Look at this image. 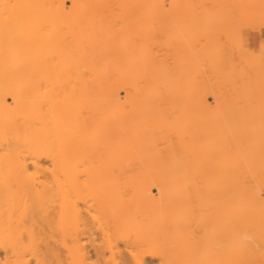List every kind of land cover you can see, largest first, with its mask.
Returning <instances> with one entry per match:
<instances>
[{"label": "bare ground", "instance_id": "6f19581e", "mask_svg": "<svg viewBox=\"0 0 264 264\" xmlns=\"http://www.w3.org/2000/svg\"><path fill=\"white\" fill-rule=\"evenodd\" d=\"M202 1L0 0V264H264V0Z\"/></svg>", "mask_w": 264, "mask_h": 264}, {"label": "rangeland", "instance_id": "374dc122", "mask_svg": "<svg viewBox=\"0 0 264 264\" xmlns=\"http://www.w3.org/2000/svg\"><path fill=\"white\" fill-rule=\"evenodd\" d=\"M164 1H165V3H166L167 8H168V6H170V7H169V9H170V8H171V5H168V3H169V1H172V0H164ZM187 1H188V0H186L185 3H187ZM192 1H193V0H192ZM197 1H199V0H196V2H197ZM200 1H201V2H200V7L198 6V5H199V4H198L199 2L196 4V2H191V1L189 0L188 3L191 2V5H190V6H192V4L195 3V4L197 5V9H198V8H199V9H202V5H205V4L203 3L202 0H200ZM207 1H208V0H207ZM207 1H206V2H207ZM219 1H220V0H219ZM222 1H223V0H222ZM257 1H258V0H257ZM261 1H262V0H261ZM210 2H211V1H210ZM212 2H214V1H212ZM212 2H211V3H212ZM220 2H221V1H220ZM220 2H219V3H220ZM224 2H225V0H224ZM211 3H209V6L211 5ZM221 3H222V2H221ZM221 3H220V4H221ZM171 4H172V3H171ZM70 5H71V4L68 3V6H70ZM187 5H189V4H186V6H187ZM206 5H207V3H206ZM206 5H205V6H206ZM259 5H260V4H259ZM205 6H204V7H205ZM216 6H217V5H216ZM216 6H215V7L213 6V7L216 8ZM263 6H264V5H263ZM263 6H262V7H263ZM184 7H185V6H184ZM218 7H219V5H218ZM222 8H223V9H226V8H228V7H227V6H226V7L223 6ZM263 8H264V7H263ZM204 9H205V8H204ZM206 9L208 10V8H206ZM223 9H221V10H222V13H224ZM228 9H229V8H228ZM183 10H184V9H183ZM188 10H189V9H188ZM202 10H203V9H202ZM212 10H214V9H212ZM215 10H216V9H215ZM217 10H218V9H217ZM221 10H220V11H221ZM189 11H190V10H189ZM193 11H194V10H193ZM195 11H196V10H195ZM205 11H206V10H205ZM220 11H219V13H217V14H215V13H213V14H215V15H218V14H219V16H221L222 13H221ZM207 12L209 13L210 10L207 11ZM207 12H206V13H207ZM211 12H212V11H211ZM213 12H214V11H213ZM197 13H198V12H197ZM203 13H204V10H203ZM208 13H207V14H208ZM220 13H221V14H220ZM195 14H196V13H195ZM200 14H201V13H198V15H200ZM213 14L210 16L211 19H212V17H214ZM192 15H193V14H192ZM201 15H203V14H201ZM204 15H206V14H204ZM263 15H264V13H263ZM193 16H197V15H193ZM193 16H192V19H193ZM206 16H207V15H206ZM208 16H209V15H208ZM238 17H239V16H238ZM256 17H257V16H256ZM196 18H197V17H196ZM207 18H208V17H207ZM251 18H252V17H251ZM251 18H250V19H251ZM257 18H258V17H257ZM201 19H202V18H201ZM205 19H206V18H205ZM247 19H249V17H248ZM250 19H249V20H250ZM259 19H261V20L263 21V20H264V16L259 17ZM195 20H196V19H194V21H195ZM209 20H210V19H209ZM236 20H237V18H236ZM249 20H248V21H249ZM253 20L256 21L257 19L255 18V19H253ZM199 21H200V20H199ZM202 21H204V22L202 23ZM202 21H201V23L204 25L203 27H205L206 22L208 21V19H207V20H204V19H203ZM248 21H247V23H249ZM208 22H209V21H208ZM239 22H242V21H240V17L238 18V22H237L238 25H236V26H241L240 24H242V23L244 22V19H243V22H242V23H239ZM250 22H251V21H250ZM169 23H171V22H169ZM245 23H246V21H245ZM257 23H258V22H257ZM257 23H255V24L257 25V27H258L257 29H258V30H257V29L253 30L251 27H248V26L245 27V28H244V26H242V28H241V30H242L241 40L243 41V45H244V47H245V43H246V42H249V40H248V35H249V34H251V33H259V34H261V35L263 34V35H262V41H261L260 45H259L257 48H248V49H249V55H251L252 57H255V58L259 57V56L256 57L257 54H260V55L262 54V51H261L262 48H261V47L264 46V28H263L262 30H260V28H259V26H258L259 23H258V24H257ZM235 24H236V23H235ZM252 24H253V23H252ZM255 24H253V25L255 26ZM165 25H168V27H169V25H171V28H172L173 23H171V24H167V23H166ZM242 25H244V24H242ZM246 25H247V24H246ZM246 25H245V26H246ZM248 25H249V24H248ZM249 26H250V25H249ZM251 26H252V25H251ZM254 26H253V28H254ZM255 27H256V26H255ZM163 29H166L165 26H164ZM169 29H170V28H169ZM203 29H205V28H203ZM167 30H168V29H167ZM173 31H174V29L171 30V33H172ZM168 32H169V34L171 35L170 31H168ZM168 32H167V33H168ZM161 33H162V32H161ZM167 33H166V34H167ZM172 34H173V33H172ZM167 35H168V34H167ZM170 35H169V36H170ZM173 35H174V34H173ZM176 35H178V34H176ZM160 36H161V34H160ZM162 37H163V36H162ZM162 37H161V38H162ZM164 37H167V36L165 35ZM170 37H172V36H170ZM174 37H175V36H174ZM222 37H223V36H222ZM224 37H225V36H224ZM224 37H223L222 41H224V40L226 39V37H225V38H224ZM159 38H160V37H159ZM159 38H158V39H159ZM167 38H168V37H167ZM235 38H236V37H235ZM163 39H164V38H163ZM171 39H172V38H171ZM228 40H229V39H228ZM237 40H238V38H237ZM159 41H160V40H159ZM161 41H162V40H161ZM226 41H227V39H226L224 42L226 43ZM230 41H232V40H230ZM230 41H229V42H230ZM157 42H158V41H157ZM165 42H166V40H165ZM238 42H239V40H238ZM238 42H236V44H239ZM159 43L161 44V43H163V42H159ZM159 43H158V44H159ZM222 43H223V42H222ZM160 44H159V45H160ZM168 44H169V43H167V45H168ZM227 44H228V42H227ZM236 44H235V45H236ZM156 45H157V44H156ZM164 45H165V44H164ZM228 45H232V44L230 43V44H228ZM157 46H158V45H157ZM157 46H156V47H157ZM162 46H163V44H161L160 47H162ZM168 46H169V45H168ZM224 46H226V48H225V47H224V48H225V50H227L228 52H230L231 49L234 50V46H233V45H232L233 48H231L230 50H229V48H230L229 46H227V45H225V44H224ZM249 46H250V45H249ZM166 47H167V46H166ZM228 47H229V48H228ZM157 48H159V47H157ZM164 48H165V47H162V48H161V51H162V49H164ZM237 48H238V46H237ZM245 48H246V47H245ZM169 49H170V48H169ZM169 49L167 48V50H166V48H165L166 51H168ZM235 49H236V48H235ZM238 49H240V48H238ZM155 50H156V48H155ZM158 50H159V49H157V51H158ZM170 50H172V49H170ZM180 50H181V49H180ZM180 50H178V51H180ZM233 50H231V51H233ZM163 51H164V50H163ZM182 51H183V50H181V52H182ZM227 51H226V52H227ZM236 51H237V54H236ZM236 51L231 52L232 54L235 52V58H237V60L239 59V61H237L239 67H237L238 69L236 68V70H239L240 72L243 73V70H244V67H245V70H244L245 74H243L244 77L246 76V74H247L248 77H251L252 79H253L254 76H256V75L258 76L259 74H257L256 70H255L256 73H253V72H254V69H253V71H250L251 69L248 70V69H249V66H250V68H252V66H251L252 63H250L251 60H250V61L248 60V62L246 61L247 63L244 62V61H240L241 58H238V57L236 56V55H238L239 51H238V50H236ZM171 52H172V51H171ZM173 52H174V51H173ZM175 52H176V51H175ZM158 53H159V52H158ZM160 53H161V52H160ZM162 53H164V52H162ZM167 53H168V52H167ZM167 53H166V54H167ZM169 53H170V51H169ZM251 53H252L253 55H252ZM175 54H176V53H175ZM177 54H178V53H177ZM179 54H180V53H179ZM247 54H248V53H247ZM160 55H161V54H160ZM163 55H164V54H163ZM163 55H162V56H163ZM169 55H170V54H169ZM181 55H183V57H182ZM181 55H180V56L182 57V59H180V63H182L181 60H183V62H184L186 59H188V61H189V58H187V56L184 57V56H185L184 54H181ZM186 55H187V54H186ZM233 55H234V54H233ZM245 55H246V54H245ZM254 55H255V56H254ZM162 56H161V57H162ZM175 56H176V55H175ZM177 56H178V55H177ZM239 56H240V55H239ZM251 56H250V57H251ZM170 57H173V55H171ZM170 57H169V59L171 60L172 58H170ZM178 57H179V56H178ZM244 57H245V56H244ZM166 58H168V57H166ZM183 58H185V59H183ZM215 58H216V57H215ZM247 58H248V57H247ZM263 58H264V57H262V59H263ZM174 59H175V58H174ZM217 59H218V58H217ZM250 59H253V58H250ZM167 60H168V59H167ZM206 60H207V59H206ZM214 60H215V59H214ZM214 60H213V61H214ZM245 60H247V59H245ZM168 61H169V60H168ZM168 61H167V62H168ZM174 61H175V60H174ZM178 61H179V60L177 59V62H178ZM208 61H209V60H208ZM217 61H218V60H217ZM217 61H215V63H216ZM202 62H203V61H202ZM205 62H206V61H205ZM210 62H212V61H210ZM218 62H219V61H218ZM222 62H223V61H222ZM170 63H172V65H171ZM185 63H186V61H185ZM188 63H189V62H188ZM203 63H204V62H203ZM203 63L200 62V65L203 64ZM248 63H250L249 66H248ZM263 63H264V59H263ZM169 64H170L171 66H173V62L169 61ZM174 64H175V63H174ZM245 64H247V66H246ZM182 65H183V64H182ZM185 65L187 66V64H185ZM204 65H205V63H204ZM206 65H207V63H206ZM213 65H214V63H213ZM213 65H212V66H213ZM171 66H170V67H171ZM175 66H176V65H175ZM175 66H174V67H175ZM177 66H178V65H177ZM179 66H181V64H180ZM210 66H211V65H210ZM210 66H209V67H210ZM212 66H211V67H212ZM221 66H222V65L220 64V67H221ZM243 66H244V67H243ZM263 66H264V64H263ZM182 67H183V66H182ZM198 67H199V65H198ZM200 67H202V68H200L201 71H203V72L207 71L208 66H207V67L204 66V67H206L205 70H204V68H203V65H201ZM218 67H219V66H218ZM224 67H226V68H224V69H226V70L229 71V72H227L226 70H225V73H224V72H221V74L224 73L226 77H223L224 79L222 78L224 82H223L221 79H220V80H221L224 84H225V81H226V82L228 83V87H231V90H233L232 87L234 88V86H236V84H237V85L239 84V85H241V86L243 85V83L246 84L247 82H248L247 84H249V85L252 84L251 82H250L251 84L249 83V81H251L252 79L248 78L247 76H246V79L248 78L249 80H248L247 82L245 81V82L241 83L242 81H244V79H243L244 77L242 76V73L239 72V75H241V76H240L241 78H240L239 75H238V73H237L238 71L234 74V72H231V71H233L232 68H230V67L227 66V65H224ZM187 68H188V70L190 69L189 67H187ZM254 68L256 69L255 66H254ZM262 68H263V67H262ZM175 69H176V68H175ZM175 69H172V68H171L170 72L172 73V71H174ZM182 69H184V71L186 70L185 67L182 68ZM212 69H213V67L211 68V70L208 69V72H205L204 74H205V78L207 77L208 80L211 79V80H212V83H213V82L215 81V80H214V77H217L219 74L217 75V73H218V72H217V73H216L217 76L215 75V76L213 77V76L211 75L213 78L208 77L207 75L210 74L209 71H210L211 73H213V75H214V72H213V71H214L215 69H214V70H212ZM217 69H218V68L216 67V70H217ZM242 69H243V70H242ZM179 70H180V69H179ZM194 70H195V69H194ZM216 70H215V72H216ZM220 70H221V71H224L223 69H220ZM246 70H248V73L246 72ZM199 71H200V70H199ZM218 71H219V70H218ZM174 72H175V71H174ZM174 72H173V74H174ZM177 72H178V71H177ZM190 72H191V71H190ZM190 72H188V73H190ZM192 72H193V71H192ZM250 72H252V74H254V75H249ZM263 72H264V71H263ZM175 73H176V72H175ZM178 73H179V72H178ZM195 73H196V72H195ZM195 73H194V74H195ZM208 73H209V74H208ZM184 74H185V72H184ZM194 74L192 73V75H194ZM199 74H201V73H198L197 75H199ZM204 74L202 73V75H204ZM221 74H220V75H221ZM236 74L238 75V76L236 77V79H237V80L240 79V80H241V82H240L241 84L239 83V81H237V82L235 81L236 79H235L234 75H236ZM250 74H251V73H250ZM255 74H256V75H255ZM262 74H264V73H262ZM262 74H261V76L259 75L260 77H259V76H258V77L256 76V78L258 79V81H256L257 79L255 78V80H254L255 82H254V81H253V82H254V83H256V82L258 83V82H259V79L261 78V80H260L261 82H259L258 84L256 83V84H257V85H261L260 87L263 86L262 88H264V85H263V84H264V81L262 82V79L264 80V76H262ZM175 75H176V74H175ZM175 75H174V76H175ZM181 75H182V74H181ZM187 75H188V74H187ZM220 75L218 76L219 78H220ZM171 76H173V75L171 74ZM178 76H180V75L178 74ZM194 76H195V75H194ZM200 76H201V75H200ZM200 76H198V78H199ZM209 76H210V75H209ZM222 76H223V74H222ZM188 77H189V75H188ZM262 77H263V78H262ZM174 78H175V79H173V80H174V82H175L176 77H174ZM177 78H178V81H179L180 85L182 84V86H181V87H182V90H183V93H182V94L184 95V93H185V96H186V95L188 96V97H186V98H187L188 100H190V102H191V99H190V96H189L190 94H189V92H187V90H188L189 87H193V86H195L196 84L193 82L195 85H193V84L190 85V83L187 82V83H189V85H187V83H184L183 81H181L182 78H181V79H179V77H177ZM184 78H185V77H184ZM186 78H187V76H186ZM191 78H193V80H194V77H193V76H192ZM191 78L189 77L188 79L190 80ZM219 78H218V79H219ZM188 79H187V80H188ZM218 79H217V80H218ZM242 79H243V80H242ZM171 80H172V78H171ZM185 80H186V79H185ZM189 80H188V81H189ZM196 80H197V79H196ZM198 80H199V79H198ZM204 80H205V79H204ZM201 81H202V80H201ZM201 81H200V85L203 84V83L201 84ZM176 82H177V81H176ZM203 82H205V81H203ZM207 82H209V81H207ZM179 83L177 82L176 85H178ZM209 83H211V82H209ZM215 83H216V82H215ZM217 83H218V82H217ZM217 83H216V84H217ZM219 83H221V82L219 81ZM219 83H218V84H219ZM227 83H226V84H227ZM261 83H262V84H261ZM205 84H206V82H205ZM218 84H217V85H218ZM221 84H222V83H221ZM226 84H225V85H226ZM174 85H175V84H174ZM198 85H199V84H198ZM206 85H207V84H206ZM208 85H209V84H208ZM214 85H215V84H214ZM219 85H220V84H219ZM239 85H238V86H239ZM252 85L254 86L255 84H252ZM252 85H251V86H252ZM212 86H213V85H212ZM222 86H223V84H222ZM222 86H220V87H221V90L224 88V86H223V87H222ZM226 86H227V85H226ZM175 87H176V86H175ZM239 87H240V86H239ZM176 88H177V90H178V87H176ZM179 88H180V87H179ZM219 89H220V88H219ZM234 89H238V88L236 87V88H234ZM179 90H180V89H179ZM182 90H180V91H182ZM225 90H227V89H225ZM180 91H179V96H183L182 94L180 95V93H181ZM227 91H228V90H227ZM229 91H230V90H229ZM229 91H228V93H229ZM237 91H239V89H238ZM223 92H224V91H223ZM225 92H226V91H225ZM225 92H224V94H225ZM228 93H227V94H228ZM230 93H232V92H230ZM123 94H124V93H122V97H123ZM177 94H178V93H177ZM233 94H234V93H233ZM229 95H230V94H229ZM231 95H232V94H231ZM124 96H125V94H124ZM225 96H228V95H225ZM183 97H184V96H183ZM229 97H230V96H229ZM178 98H180V97H178ZM172 100H173V99H172ZM177 100H178V99H177ZM185 100H186V99H185ZM175 101H176V100H175ZM182 101H183V100H182ZM212 101H213V99H212V98H209V102L212 103V107H213L214 105H213V102H212ZM170 102H171V100H170ZM183 102H184V101H183ZM190 102H189V103H190ZM177 103H178V102H177ZM162 104L164 105V103H162ZM162 104H161V108H162ZM171 104H172V103H171ZM173 104H174V103H173ZM178 104H179V103H178ZM187 104H188V102L186 103V105H187ZM168 105H169V103H168ZM166 106H167V105H166ZM175 106H176V105H174V106H173L174 108L172 107V109H175ZM178 106H179V105H178ZM183 106H184V105H183ZM188 106L190 107V105H188ZM188 106H187V108H188ZM163 107H165V106H163ZM166 108H168V107H166ZM170 108H171V106H170ZM183 108H184V107H183ZM164 109H165V108H162L161 110H158V111H162V110H164ZM172 109H171V110H172ZM180 110H181V108H180ZM182 110H183V109H182ZM184 110H185V108H184ZM165 111H166V110H165ZM190 111H192V110L189 109L188 112H190ZM156 112H157V111H156ZM162 112H163V111H162ZM168 112H169V111H168ZM175 112H177V111H175ZM175 112H174V115H175ZM178 112H179V111H178ZM182 112H183V111H182ZM182 112H180V113H182ZM184 112H185V111H184ZM188 112H187V113H188ZM195 112H197V111H195ZM163 113L165 114V113H167V112H163ZM163 113H162V115H163ZM157 114H158V113H157ZM160 114H161V112H160ZM171 114L173 115V113H170V112H169V115H171ZM178 114H179V113H178ZM198 114H199V113H198ZM158 115H159V114H158ZM165 115H166V118H165V119L168 120V116H169V115H167V114H165ZM176 115H177V113H176ZM181 115H182V114H181ZM194 115L196 116V113H194ZM155 116H156V115H155ZM177 116H178V115H177ZM157 117H158V116H157ZM159 117H160V116H159ZM163 117H164V115H163ZM187 117H188V116H187ZM189 117H190V116H189ZM197 117H198V116H197ZM169 118H170V117H169ZM202 118H203V117H202ZM171 119H172V116H171ZM179 119H180V118H179ZM179 119H178V123H179ZM181 119H182V117H181ZM190 119H192V118H190ZM194 119H195V117H194ZM197 119H198V118H197ZM158 120H159L160 122H161V121L166 122V121H164L162 118H161V120H160L159 118H158V119L154 118V122L157 121L156 124H159ZM198 120H199V119H198ZM169 121H170V119H169ZM187 121H188V119H187ZM189 121H190V120H189ZM194 121H195V123H196V120H194ZM171 122H172V121H171ZM174 122H175V119H174ZM201 122H202V121H201ZM185 123H186V122H185ZM188 123H189V122H188ZM190 123H191V122H190ZM160 124H161V123H160ZM172 124H174V123H172ZM172 124L170 123V126H171ZM201 124H202V123H201ZM164 125H165V124H164ZM168 125H169V124H168ZM175 125H176V124H175ZM180 125H181V124H180ZM184 125H185V124H184ZM206 125H208V123H207V124L205 123V126H206ZM153 126H155V124H153ZM187 126H188V125H187ZM196 126H198V124H197ZM205 126L203 125V126H201V127H205ZM165 127H167V126H165ZM173 127H175V126L173 125ZM176 127H178V126H176ZM176 127H175V128H176ZM185 127H186V126H185ZM189 127H190V125H189ZM189 127H187V128H189ZM194 127H195V126H194ZM194 127L191 125V129H190V130H192ZM201 127H199V128H201ZM159 128H160V127H159ZM170 128H171V127H170ZM170 128L168 127L169 131H171ZM180 128H184V126L182 127V125H181ZM208 128H209V130H211V128L209 127V125L206 127V129H205V128H203V129L201 128V130L204 131V132H205V130H206V133H207V132L210 133V131H208ZM157 129H158V128H157ZM157 129H156V130H157ZM163 129H165V128H163ZM168 129H166L165 131H167ZM172 129H173V128H172ZM194 129H196V128H194ZM194 129H193V131H194ZM160 130H162V129H159V132H160ZM173 130H174V129H173ZM175 130H177V129H175ZM187 130H189V129H187ZM198 130H200V129H197L196 131H198ZM201 130H200V131H201ZM169 131H167V133H168ZM181 131H182V132H185V133L188 132V131H185V129H184V131H183V129H182ZM181 131H179V132L182 133ZM202 131H201V134L204 133V132H202ZM213 131H214V129H213ZM162 132H163V131H161V133H162ZM171 132H172V131H171ZM157 133H158V132H157ZM163 133H166V132H163ZM163 133H162V134H163ZM189 133H190V132H189ZM159 134H160V133H158V135H159ZM173 134L176 135V131H175V133H173ZM177 134H178V133H177ZM171 135H172V134L170 133L169 136H171ZM174 135H173V136H174ZM162 136H163V135H162ZM164 136H165V134H164ZM166 136H168V134H166ZM173 136L171 137L172 140H176V138H177L178 135L176 136L175 139H173V138L175 137V136H174V137H173ZM157 137H159V136H157ZM162 138H163V137H162ZM162 138H161V139H162ZM167 138H168V137H167ZM167 138H166V139H167ZM171 138H169V139L171 140ZM164 139H165V138H164ZM167 140H168V139H167ZM160 143H161V142H160ZM163 144H166V140H165V143H163ZM163 144H162V145H163ZM158 145H159V144H158ZM160 145H161V144H160ZM160 147H161V146H160ZM162 147H165V146H162ZM155 194H157V191H155ZM197 207H198V204L195 203V209H194L195 217H196V218H199V216L201 217V215H202L203 213L199 215V214H198V210H200V209H197ZM206 211H207V210H206ZM209 211H211V209H209ZM196 212H197V213H196ZM200 213H201V212H200ZM13 214H14V213H13ZM7 215L9 216V214H7ZM14 215H15V214H14ZM198 215H199V216H198ZM203 215H204V214H203ZM8 216H6V217H7V220L9 219ZM15 216H16V215H15ZM15 216H13L14 221L18 219L17 216H16V217H15ZM5 219H6V218H5ZM195 225H197V224H195ZM193 227H194V226H193ZM195 227H196V226H195ZM197 229H198V231L200 230L199 228H197ZM197 229L195 228L194 230L196 231ZM195 233H196V232H195ZM197 233H198V232H197ZM197 233H196V234H197ZM199 234H200V232H199ZM25 240H26V238H25ZM3 252H4V251H1L0 254H1V255L3 256V258H4L6 255H5ZM58 252L61 253V254H60V255H61V259L63 258L64 260H66V254H64L65 251L63 250V251H61V252H60V251H58ZM62 252H63V254H62ZM63 255H65V256H63ZM63 259H62V260H63ZM155 260L157 261L158 259H155ZM155 260H154V261H155ZM156 261H155V262H156ZM155 262H154V263H155ZM156 263H157V262H156Z\"/></svg>", "mask_w": 264, "mask_h": 264}, {"label": "crops", "instance_id": "0c3cea01", "mask_svg": "<svg viewBox=\"0 0 264 264\" xmlns=\"http://www.w3.org/2000/svg\"><path fill=\"white\" fill-rule=\"evenodd\" d=\"M259 33H251L248 35L249 45L251 48H257L261 41H262V35Z\"/></svg>", "mask_w": 264, "mask_h": 264}]
</instances>
